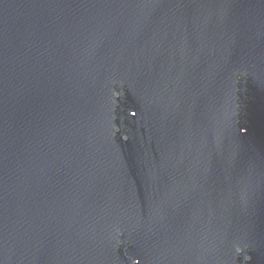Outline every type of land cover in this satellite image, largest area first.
<instances>
[{"label":"water","instance_id":"obj_1","mask_svg":"<svg viewBox=\"0 0 264 264\" xmlns=\"http://www.w3.org/2000/svg\"><path fill=\"white\" fill-rule=\"evenodd\" d=\"M0 264H264V0H0Z\"/></svg>","mask_w":264,"mask_h":264}]
</instances>
